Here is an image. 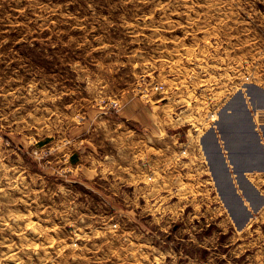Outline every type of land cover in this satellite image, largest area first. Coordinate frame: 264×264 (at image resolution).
Listing matches in <instances>:
<instances>
[{"label": "rangeland", "instance_id": "rangeland-1", "mask_svg": "<svg viewBox=\"0 0 264 264\" xmlns=\"http://www.w3.org/2000/svg\"><path fill=\"white\" fill-rule=\"evenodd\" d=\"M255 84L264 0H0V264H264L201 145Z\"/></svg>", "mask_w": 264, "mask_h": 264}, {"label": "crops", "instance_id": "crops-1", "mask_svg": "<svg viewBox=\"0 0 264 264\" xmlns=\"http://www.w3.org/2000/svg\"><path fill=\"white\" fill-rule=\"evenodd\" d=\"M233 100L237 104L235 107L231 104ZM232 101L224 113L227 116L237 113L243 117L244 122L248 124L247 135L251 146L245 147L242 153L240 149L237 150L232 139H229L230 144H224L221 134L228 141V133H232L234 126L231 127V131L222 132L219 122L201 138V145L210 165V173L220 203L228 212L230 219L242 226L250 220L251 215L264 208V194L258 192L259 183H264V124L258 127L254 117L255 112L264 113V87L256 84L247 86L246 90L236 95ZM251 103L253 109L250 108ZM232 155L233 157L239 155L243 159L242 161L232 159L230 164L229 157ZM146 180L149 181V178ZM244 192L247 197L254 195L256 199L247 202Z\"/></svg>", "mask_w": 264, "mask_h": 264}, {"label": "built area", "instance_id": "built-area-1", "mask_svg": "<svg viewBox=\"0 0 264 264\" xmlns=\"http://www.w3.org/2000/svg\"><path fill=\"white\" fill-rule=\"evenodd\" d=\"M257 114H258V115L260 114V115H259V116H260L259 118H261V120H262L260 126H262V125L264 124V122H263V120H264V113H257ZM254 117H255V120H256V124H257V122H258V121H257V117H258V116L255 114ZM258 124H259V123H258ZM258 124H257V126L260 127Z\"/></svg>", "mask_w": 264, "mask_h": 264}]
</instances>
